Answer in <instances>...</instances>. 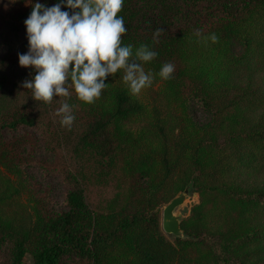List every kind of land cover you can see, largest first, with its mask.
<instances>
[{
    "label": "trees",
    "instance_id": "obj_1",
    "mask_svg": "<svg viewBox=\"0 0 264 264\" xmlns=\"http://www.w3.org/2000/svg\"><path fill=\"white\" fill-rule=\"evenodd\" d=\"M30 11L26 0L0 6V264L27 254L33 264H264V0H124L122 42L158 53L143 65L153 82L147 96H133L118 70L91 104L71 87L50 103L21 87L32 71L17 55L28 51ZM166 62L175 70L163 80ZM59 98L79 106L83 130L47 145L71 156L53 169L67 185L54 210L30 194L38 162L24 141L34 144L8 137L41 129ZM189 184L200 200L182 221L186 237L171 240L160 207Z\"/></svg>",
    "mask_w": 264,
    "mask_h": 264
},
{
    "label": "clouds",
    "instance_id": "obj_2",
    "mask_svg": "<svg viewBox=\"0 0 264 264\" xmlns=\"http://www.w3.org/2000/svg\"><path fill=\"white\" fill-rule=\"evenodd\" d=\"M9 2L14 4L17 0ZM26 3L31 5L24 20L28 51L17 55L19 65L32 70L31 78L20 85L31 91L33 100L50 103L54 97H69L71 87L79 101L91 104L105 89L108 74L114 75L118 70L133 96L151 86L153 76L143 65L153 61L158 53L147 44H140L135 50L132 44H123L127 28L119 13L124 0H58L51 6L40 0ZM161 31L155 30L154 40ZM194 35L200 38L201 32L195 30ZM209 39L214 43L218 37L211 34L205 38ZM174 70L173 63H163L158 76L171 79ZM55 115L60 117L62 127L71 128L75 115L66 100Z\"/></svg>",
    "mask_w": 264,
    "mask_h": 264
},
{
    "label": "rangeland",
    "instance_id": "obj_3",
    "mask_svg": "<svg viewBox=\"0 0 264 264\" xmlns=\"http://www.w3.org/2000/svg\"><path fill=\"white\" fill-rule=\"evenodd\" d=\"M10 7L12 4L9 2V0H0V6L1 7ZM6 8V7H5ZM7 56V50L2 45V38L0 36V61L3 60ZM158 87V84L155 86V88ZM149 87H146L142 89L140 94L142 96H147L149 91ZM65 101V99L59 98L54 106L55 110L61 106V103ZM67 101V100H66ZM78 105L73 107V112L80 113ZM257 113H264V110H258ZM197 120L201 123H204L207 121L206 114L199 110L197 112ZM50 121V124L47 125V122ZM60 117L55 115V112L51 117H48L43 120V124L41 125V129H36V131L33 130H25V131H18L16 133L12 132V134H9L8 138H13V136H24L26 134L30 139L29 142H32L34 146H28V142L24 141V145L27 146L28 151L30 154H33L35 151V159L38 162L33 167L29 168V175L32 177V184H34L35 187L31 189V195L34 197H37L41 200H44L46 202H49V205L51 209L60 210L63 208L64 205V196L67 190V185L62 177L58 173V171H54V167H69L70 162L69 158H71L69 152L65 149H60L59 152H53L59 149L60 147H57V149L49 151L47 150L48 144H57V142L60 141V138L58 135H65V133H69L72 129L74 130L69 137H67L66 140L70 137L77 136L82 130L83 125L82 121L77 120L75 118L72 127L69 129L68 127H62L60 124ZM143 125V122L141 120L133 121L131 124V127L133 129H136L138 126ZM42 131L45 132V135H43ZM32 134V135H31ZM57 146V145H55ZM68 155H67V154ZM73 168V166H72ZM181 193V192H180ZM179 194V193H178ZM177 194V195H178ZM29 197L30 195L25 192L23 195V201L29 204ZM199 194L197 192H194L192 189H190V193L187 196L186 201L179 206L176 209V213L181 215L182 220L188 218L192 213V208L195 204L199 202ZM165 205L160 207V224H161V217H162V211L164 209ZM171 240H173L174 236L166 234ZM186 237V235H185ZM22 264H33V257L30 254H27L25 256L24 262Z\"/></svg>",
    "mask_w": 264,
    "mask_h": 264
},
{
    "label": "water",
    "instance_id": "obj_4",
    "mask_svg": "<svg viewBox=\"0 0 264 264\" xmlns=\"http://www.w3.org/2000/svg\"><path fill=\"white\" fill-rule=\"evenodd\" d=\"M191 184L185 190L176 195L167 203L162 211L161 228L165 234L173 235L175 238H184L185 234L181 228L182 217L176 213V209L181 206L190 193Z\"/></svg>",
    "mask_w": 264,
    "mask_h": 264
}]
</instances>
